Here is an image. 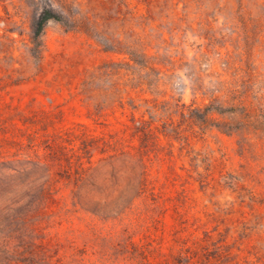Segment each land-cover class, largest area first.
Instances as JSON below:
<instances>
[{
  "label": "rangeland",
  "instance_id": "374dc122",
  "mask_svg": "<svg viewBox=\"0 0 264 264\" xmlns=\"http://www.w3.org/2000/svg\"><path fill=\"white\" fill-rule=\"evenodd\" d=\"M0 264H264V0H0Z\"/></svg>",
  "mask_w": 264,
  "mask_h": 264
},
{
  "label": "trees",
  "instance_id": "16d2710c",
  "mask_svg": "<svg viewBox=\"0 0 264 264\" xmlns=\"http://www.w3.org/2000/svg\"><path fill=\"white\" fill-rule=\"evenodd\" d=\"M53 17H55V16H52L50 12L44 14V15L41 17L40 21H39V28H42L43 25H44L49 19H51V18H53Z\"/></svg>",
  "mask_w": 264,
  "mask_h": 264
}]
</instances>
